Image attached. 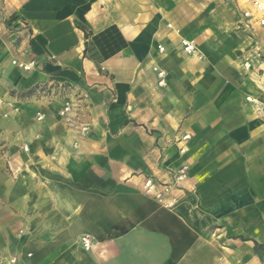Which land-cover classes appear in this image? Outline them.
<instances>
[{
	"label": "crops",
	"instance_id": "crops-1",
	"mask_svg": "<svg viewBox=\"0 0 264 264\" xmlns=\"http://www.w3.org/2000/svg\"><path fill=\"white\" fill-rule=\"evenodd\" d=\"M262 16L251 0H0V264H264ZM181 163L174 207L142 192Z\"/></svg>",
	"mask_w": 264,
	"mask_h": 264
},
{
	"label": "built area",
	"instance_id": "built-area-1",
	"mask_svg": "<svg viewBox=\"0 0 264 264\" xmlns=\"http://www.w3.org/2000/svg\"><path fill=\"white\" fill-rule=\"evenodd\" d=\"M251 3H252V6L258 12L264 13V0H251ZM12 17L9 18L7 29L12 35L11 41L15 43L18 39V34L20 32L19 24L21 22L18 20L17 17H14V16ZM243 17L250 18L251 12L244 11ZM259 23L261 25L264 24V16L261 17V19L259 20ZM168 26L171 27V24H168ZM246 26H249V25L246 23L245 27ZM180 43H181L182 51L185 54L187 55L196 54L199 58L203 57L202 54L198 51L196 44L192 40L182 38ZM158 49L162 51L163 47L159 45ZM12 64L21 68L22 70L29 71L35 68L36 61L34 59H31L28 61H21L18 59H13ZM244 65L248 67L249 63L245 62ZM154 69L157 70L158 76L160 77L164 76V71L158 70L157 68H154ZM162 82L163 80L160 79L159 83H162ZM72 110H73V104L66 103L60 110V115L69 120ZM37 118L41 119L42 115H38ZM189 138H190L189 134H184L183 136H181L180 141H186ZM24 149L27 150V147H24ZM185 151H186L185 147L180 146V153H184ZM187 177H188V166L184 163H181L175 168L171 182H162L153 177H145L142 183V192L145 195L154 199L157 203H159L163 207L170 209L174 207L179 200L177 196L172 195L173 190L174 189L180 190L182 183L187 179ZM82 242H83L84 248L89 249L91 245L90 238L85 236L82 238ZM13 260L14 259H12L11 261Z\"/></svg>",
	"mask_w": 264,
	"mask_h": 264
},
{
	"label": "trees",
	"instance_id": "trees-1",
	"mask_svg": "<svg viewBox=\"0 0 264 264\" xmlns=\"http://www.w3.org/2000/svg\"><path fill=\"white\" fill-rule=\"evenodd\" d=\"M256 251L257 253L260 255V257H264V254H262V252H264V246L263 245H258L256 244Z\"/></svg>",
	"mask_w": 264,
	"mask_h": 264
},
{
	"label": "rangeland",
	"instance_id": "rangeland-1",
	"mask_svg": "<svg viewBox=\"0 0 264 264\" xmlns=\"http://www.w3.org/2000/svg\"><path fill=\"white\" fill-rule=\"evenodd\" d=\"M261 26H264V24H263V25H261ZM259 51H260V50H259ZM258 55H259V54H258ZM260 57H261V55H259V56H258V58H260ZM248 66H249V65H248Z\"/></svg>",
	"mask_w": 264,
	"mask_h": 264
}]
</instances>
